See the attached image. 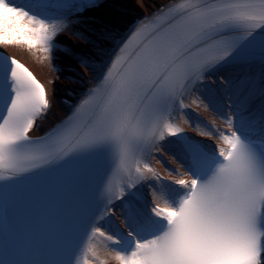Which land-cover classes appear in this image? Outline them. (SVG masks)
<instances>
[{
	"label": "snow or ice",
	"instance_id": "snow-or-ice-1",
	"mask_svg": "<svg viewBox=\"0 0 264 264\" xmlns=\"http://www.w3.org/2000/svg\"><path fill=\"white\" fill-rule=\"evenodd\" d=\"M92 6L93 0H29L26 8L0 0V46L51 54L68 17ZM165 7L133 32L72 116L41 137L30 132L51 107L46 87L20 60L0 55V180L70 157L109 161L95 195L68 222L57 264H92L89 255L98 256L86 241L96 235L120 246L118 264H264V0H179ZM256 55L259 82L247 78L241 95L229 81L223 98L208 96L230 130L220 134L226 147L209 150L173 122L206 72ZM167 137L175 138L191 178L165 181L146 162ZM149 180L158 183L145 201L139 189ZM116 199L128 230L108 221L115 231L108 234L97 224L111 216ZM81 232L86 240L78 245ZM18 255L6 242L0 264H41Z\"/></svg>",
	"mask_w": 264,
	"mask_h": 264
},
{
	"label": "bare ground",
	"instance_id": "bare-ground-1",
	"mask_svg": "<svg viewBox=\"0 0 264 264\" xmlns=\"http://www.w3.org/2000/svg\"><path fill=\"white\" fill-rule=\"evenodd\" d=\"M178 1L105 0L80 13L82 23L79 28L74 26L68 17V26L56 36L51 54H45L39 49H30L24 44L1 46L29 64L47 86L51 98V107L46 115L38 119L35 133L44 135L59 125L61 121H65L78 105V98H84L89 93V89L99 83L107 71V66L120 53L121 46L133 32L151 21L154 14H158L159 10L162 9V6H170ZM72 16H76V14ZM130 25L135 28L131 29ZM77 29H82L86 36L76 34ZM64 45L66 46L64 47ZM76 49L94 56L98 61L92 63L89 60L88 66L80 64L74 55L73 50ZM46 55L48 58H45ZM54 64L58 65L57 69L54 68ZM261 71L262 67L258 65L251 64L249 67L238 65L237 67H230L221 76L211 75L199 91H194L188 96V102L194 114L198 112L208 118L215 117L217 120L214 122L217 123H215L217 130L213 131L211 136L201 135L202 132H209V129L205 128L197 118H193L194 121L185 118L184 126L196 136L210 141L215 146L224 145L220 139V134L225 133L224 130L228 128L222 117L219 118L212 114L208 104V96L214 93L223 98L229 81H232L240 94L243 95L247 91L246 79L254 76L255 80L259 82ZM228 95H232L231 90H228ZM62 97L70 99L73 104L65 103ZM225 103L230 105L231 100H225ZM159 152L162 157L156 156L155 161L160 169L173 177L187 176V165L179 156L175 146H171L170 150L161 147ZM166 163L176 170L166 166ZM156 183L158 182L152 183L150 187L154 188ZM147 193L149 195V191ZM114 216L127 229L122 211H114ZM104 232L108 233L105 229ZM92 248L98 256V258L91 256L95 264H102V261H106V264H118L113 258L117 249L109 246L108 240L99 239Z\"/></svg>",
	"mask_w": 264,
	"mask_h": 264
},
{
	"label": "rangeland",
	"instance_id": "rangeland-1",
	"mask_svg": "<svg viewBox=\"0 0 264 264\" xmlns=\"http://www.w3.org/2000/svg\"><path fill=\"white\" fill-rule=\"evenodd\" d=\"M83 35H85L86 36V34H81V36H83ZM83 39H84V37H83ZM88 40V39H87ZM86 40V42H88ZM70 47V46H69ZM74 48V47H73ZM72 50V49H71ZM77 50V51H76ZM76 50H73L74 51V55H75V57L78 59V61H79V63L80 64H82L81 62H80V60H81V58H86L88 61L89 60H91V62L92 63H96L98 60L93 56L92 57V55H90V54H86V53H84L83 51H81V50H79V49H76ZM76 51V52H75ZM82 65H84V66H88L89 64H82ZM168 165H170V164H168V163H166V166H168Z\"/></svg>",
	"mask_w": 264,
	"mask_h": 264
}]
</instances>
